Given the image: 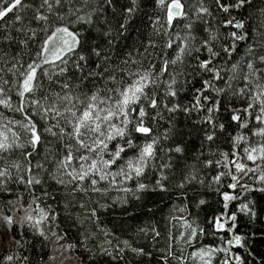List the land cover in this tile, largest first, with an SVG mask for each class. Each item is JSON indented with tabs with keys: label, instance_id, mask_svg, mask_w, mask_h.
I'll use <instances>...</instances> for the list:
<instances>
[{
	"label": "trees",
	"instance_id": "trees-1",
	"mask_svg": "<svg viewBox=\"0 0 264 264\" xmlns=\"http://www.w3.org/2000/svg\"><path fill=\"white\" fill-rule=\"evenodd\" d=\"M40 2L41 0H22V6L0 20V38H10L0 43V48H4L7 53L0 61V67L6 69L17 63V60L26 63L34 58V53L44 36L42 28L45 22L33 19ZM227 2L231 4L234 0ZM189 4L194 7L190 9ZM6 6L7 0H0V9ZM201 6L207 7L209 14H199ZM76 8L81 11L72 15L71 10ZM128 8L133 10L128 12ZM40 11L49 16L47 23L53 27L67 25L71 31L80 33L81 45L77 52L85 57V60L79 61L81 68L77 69L72 61L78 57L73 54L68 71L53 76L51 81L46 79L45 87L59 91L60 88L55 83L58 80L61 83L67 82L75 92L90 93L99 89L103 95L104 89L119 86L107 79L110 75L120 81L122 76L127 78V73L134 72L141 66L148 67L149 62L155 65L153 72L159 76L158 107L150 109L149 116L145 118L146 125L152 127V136L156 140L155 156L149 161V170L140 180L154 185L158 178L166 177L162 183L167 191L157 189L134 194L113 189L104 195L92 191L86 194L80 191L72 192L71 186L65 189L49 178L53 168L44 160L47 155L44 149H37L39 155H36L35 159L28 158L32 173L27 174L24 168L28 161L20 153L31 151V148L25 146L23 149H14L11 154H5V166L10 168L12 177V181L7 183L5 188L12 191H0V260L8 255L13 256L12 261L3 260V264H195L190 259L193 247L180 239L182 232L185 233L186 239V233L190 231L182 226L185 220L192 223L198 231L204 230V234L198 237V242H193L196 248L212 246L229 249L227 253H215L212 264H222L223 260L231 255H239L242 258L240 261H234V264H264V192L253 191V188H264V183L258 180L260 172L249 173L241 181L249 186L246 191L238 186L233 192L228 187L233 183L228 175L222 176L219 183L214 180L220 172L231 171L237 176L241 175L235 172L232 160L245 163L250 168L256 167L251 161L243 158L245 154L242 149L249 146L250 142L238 141V136L243 134L250 137L251 141L255 142L252 146L264 143V137L252 136L249 131L252 129L254 132L264 126L253 119L255 115L260 114L257 109L249 110V114L239 112L242 120L247 115L248 128H241L231 119L234 110L247 107V97L242 96L239 90L246 83L249 87H254L258 77H251L246 82L244 76L248 74L247 61H240L236 55L228 59L222 52V49L232 44L230 33L233 31L239 34L251 28L249 35L256 36L258 26L264 23V0H248L245 6L230 8L227 13L216 6L215 0H203V5L200 0H188L185 4L186 16L174 21L172 25H168L166 12L158 6L157 0H111L110 4L105 0H88L87 4L81 0H62L60 5H53L52 13L46 11V6ZM17 15L20 20L15 19ZM89 15L90 23L85 22ZM58 16H63L64 19L59 20ZM77 16H84L85 21H77ZM233 17L234 23L243 20L245 28L226 26V20ZM187 24H191V28H186ZM33 31L36 33L35 37L31 35ZM174 34L180 37H195L190 42L191 55L185 54L182 65L179 62L177 65L170 64L168 72L160 73L163 61L174 58L172 50L166 47L169 37ZM212 36H215V39H211ZM204 39H211L210 46L213 50L221 52L216 66H223L224 69L221 72L224 79L216 81L215 87L204 93L210 100L220 101L219 106H213L212 112L192 107L197 95L195 90L202 87V81L212 78L211 73L197 66V57L202 61L208 56L201 47ZM20 41L26 43L21 44ZM150 41L155 47L149 46ZM246 47V42L238 43L237 52L243 55ZM197 48L200 49L199 52L196 51ZM96 52H99V56ZM255 52L264 54V50L259 48H255ZM12 56H15L16 60H11ZM226 59L228 63L224 64ZM233 62L239 64L235 73L230 71ZM257 67L264 69V64L257 63ZM178 69L183 75H176ZM100 72H103L102 77L98 75ZM89 73L92 75H88ZM2 75L4 79L11 81L17 79V76L7 71ZM82 76L86 78L81 79ZM171 76H176L177 80L174 85L178 90L176 97L166 94L165 81H170ZM231 76L235 78L229 80L228 77ZM215 88H223L224 91L217 93ZM12 102H17L14 92ZM176 104L181 107L170 111ZM201 104L209 106L210 101L201 99ZM185 107L190 111H184ZM0 111H3L5 116L21 118L19 113L13 114L7 109ZM207 117L212 118V124L206 122ZM221 124L224 125L223 129L219 127ZM213 131L215 138L208 141L206 134ZM133 139L139 143L148 140L142 134L136 133L133 134ZM22 142L23 138L18 141ZM111 146L110 143L109 147ZM176 147H180L182 151L176 152ZM224 153L229 154L227 160ZM208 161L213 163L209 165ZM38 162L43 164L47 171L35 168ZM12 163L19 164L20 168H11ZM256 164L264 171V161L257 160ZM32 174L41 179V184L33 185L31 192L27 191L23 184L15 182L18 175H25L27 178V175ZM123 186L135 188L134 182ZM42 188L47 190L49 195L45 196ZM225 192L239 197L236 201L228 202L227 209L223 200ZM36 196L39 197L36 203L40 207L55 213V219L50 217L39 226L43 228L47 239L39 236L27 223L19 228L22 236H16V221L24 215L21 205L27 207ZM201 200L204 201L203 204L200 203ZM243 203H247L255 215L240 212L238 209ZM32 206L36 207V204ZM92 209H96L97 218L91 216ZM233 212L237 215L233 231H217L214 227L215 219ZM6 215L13 216L12 226L4 223L2 217ZM228 227H231V223L226 225V228ZM53 232L57 235H53ZM155 232H159V236H156ZM236 234L241 235L243 246L226 245V241ZM11 236H16L20 244L12 241ZM57 236H64V239L57 240ZM125 240L131 247L142 248L144 253L132 252L131 248L124 245ZM67 244H73L75 247L65 251L61 245ZM104 249H107V252ZM17 256L20 257L19 260L16 259ZM52 256L56 259H49ZM25 257L27 259H24ZM179 257L184 259H178Z\"/></svg>",
	"mask_w": 264,
	"mask_h": 264
},
{
	"label": "snow or ice",
	"instance_id": "snow-or-ice-1",
	"mask_svg": "<svg viewBox=\"0 0 264 264\" xmlns=\"http://www.w3.org/2000/svg\"><path fill=\"white\" fill-rule=\"evenodd\" d=\"M81 2L87 4L88 0H81ZM105 2L110 4L111 0H105ZM187 2L188 0H157L158 6L166 12L168 25H172L174 21L186 16L185 4ZM61 3L62 0H41L35 10L36 14L33 19L35 21H44L45 26L42 28L44 36L34 53V58L26 63H20L17 60V63L6 69L0 67V109H7L13 114L19 113L21 117L16 119L14 116H5L4 112L0 111V191H12L10 188H5V185L12 181L10 168L5 166L7 162L5 154H11L14 149H23L25 146L31 148V151L20 153L28 161L27 166L24 168L25 174L32 173V166L28 158L35 159L36 155H39L37 149H44L47 152L44 160L50 163L53 168L49 173V178L65 189L71 186L72 192L80 191L86 194L92 191L104 195L113 189L133 192L134 194L135 192L156 191L157 189L167 191V188L162 183V180L166 179V177L158 178L154 185L146 184L140 180L146 171L149 170V161L155 156L156 140L152 136L153 129L150 125H146L145 122V118L149 116V110L158 107L157 90L159 88V76L153 72L154 64L149 62L148 67L144 68L141 66L140 69L127 73V78L122 76L120 81H117L114 75H110L107 79L119 86L104 89L103 95H101L99 89L90 93L75 92L70 89L67 82L61 83L58 80L55 83L59 86V91L55 88L45 87L44 82L46 79L51 81L53 76L68 71V64L72 60L73 54L78 57L77 60L72 61L73 66L77 69L81 68L79 61L85 60V57L77 52V48L81 45L80 33L71 31L67 25L53 27L47 23L49 16L40 11L46 6V11L52 13L53 5H60ZM200 3L203 5V0H200ZM247 3L248 0H234L231 4L227 0H224V2L215 0L216 6L225 13L230 8H240ZM20 6H22V0H7V6L0 9V20H3L9 13H12L14 9H18ZM193 7L194 5L189 4L190 9ZM132 10V8L127 9L128 12ZM79 11L81 9L76 8L71 10V14L75 15ZM199 14H209V9L201 6ZM15 19L20 20L21 18L17 15ZM57 19L63 20L64 17L58 16ZM77 21H85V17L77 16ZM85 22H91L90 15ZM225 23L226 26L231 25L237 29L245 28V22L240 20L234 23V17L227 19ZM191 26V24L185 25L186 28H191ZM250 30L251 28L239 34L235 31L231 32L232 44L228 48L222 49L224 56L228 59L236 55L240 61H247L248 74L244 76L246 82L251 77H258L254 87H249L248 83H246L239 90L242 96L247 97V107L234 110L231 119L237 122L241 128H248V120L247 115L242 120L239 112L242 111L245 114H249L251 109H257L260 113L253 117L254 121L264 125V69L257 67V63L264 64V54L255 52V48L264 50V23L258 26L256 36H250ZM31 35L35 37L36 33L33 31ZM7 39L10 38H0V43ZM194 39L195 37L191 35L180 37L174 34L169 37L166 47L172 50L174 58L163 61L159 70L160 73L168 72L170 64L177 65L179 62L182 65L185 54L191 55L190 42ZM211 39H215V36H212ZM211 39H204L201 43V47L208 53L207 58L202 61L198 57L196 59L198 68L211 73L212 78L202 81V87L195 90L197 95H195V102L192 105L193 108H199L207 112H212L214 110L213 106H219L220 101L210 100V97L204 93L214 88L216 81L224 79L221 76V72L224 70L223 66H216L221 52L213 50V47L210 46ZM240 42L247 43L243 55L237 52V45ZM20 43L25 44L26 41H20ZM149 46L155 47L151 41ZM145 51L147 52V48ZM196 51L199 52L200 49L197 48ZM5 55L7 53L4 48H0V61L4 59ZM96 55L99 56V52H96ZM10 59L16 60V57L12 56ZM223 63L227 64L228 60H224ZM17 64H19V67H17ZM238 67L239 64L233 62L230 71L235 73ZM106 70L107 68L104 69V71ZM5 71L17 76V79L15 81L4 79L2 74ZM88 75H92V73ZM98 75L102 77L103 72L98 73ZM176 75H183V72L178 69ZM85 78V76L81 77V79ZM234 78V76L228 77L229 80ZM176 83V76H171L170 81H165L166 94L168 96H177L178 90L174 88ZM228 86L230 87V85ZM215 91L220 93L224 89L215 88ZM13 92L17 96L15 104L12 102ZM201 99L210 101L209 106L201 104ZM180 107L181 105L176 104L170 111H175ZM183 110L190 111L187 107ZM206 122L212 124V118L207 117ZM219 127L223 129L224 125L221 124ZM249 131L252 132V136L264 137V126L259 127L254 132L252 129H249ZM134 133L142 134L148 140L144 143H139L133 139ZM21 138H23V142L18 143ZM214 138V131L206 134L208 141H212ZM236 139L250 142L249 146L242 149L245 154L243 158L251 161L256 167L250 168L245 163H238L236 160H232L231 163L234 166V170L236 173H240V176L230 171L228 173L220 172L214 177V180L219 183L222 176H230L233 183L229 184L228 187L233 192L238 186L241 190H248L249 186L241 183V181L249 173L260 172L258 180L264 183V171H261L260 165L256 164L257 160L264 161V143L252 146L255 142L243 134ZM113 141L115 143H112ZM110 143L112 144L111 148L109 147ZM46 145L48 147H45ZM175 151L181 152L182 149L176 147ZM223 155L227 160L229 154L224 153ZM105 156H107V159H105ZM212 163V161H208L209 165ZM217 163L220 162L217 161ZM11 168L19 169L20 165L12 163ZM35 168L47 171L44 169V165L39 162L35 165ZM15 182L23 184L25 189L31 192L33 191V185L41 184V179L36 174L27 175V178H25V175H18ZM128 182H134L135 188L123 186ZM101 184L104 186L100 187L99 185ZM41 191L44 192L45 196L49 195L47 190L42 188ZM253 191L264 192V188H253ZM136 198L139 199V197ZM38 199L39 197L36 196L27 207L21 205L24 215L16 221L18 228L16 236H22L19 228L27 223L38 232L39 236L47 239L43 228L39 226L48 221L50 217L55 219V213L40 207L36 203ZM238 199L237 195L228 192L223 193L225 209L229 206L228 202ZM200 203L203 204L204 201L201 200ZM32 204H36V207H33ZM238 210L242 213L255 215V212L247 203L241 204ZM33 213H36V215H33ZM91 216L97 218L96 209L91 210ZM2 219L7 226H12L14 223L12 215L3 216ZM236 220L237 215L235 212L224 214L215 219L214 227L217 231L226 230L232 232L236 227ZM229 223H231V227L226 228ZM182 226L190 230L186 233V239L183 232L180 235V239L193 247L190 259L195 264H212L215 253H227L229 251L227 247L201 246L196 248L193 242H198V237L204 234V230L199 229L198 231L187 220L184 221ZM140 231H144V229H140ZM105 234L107 235V233ZM53 235L57 234L53 232ZM155 235L159 236V232H155ZM16 236H11V240L19 245L20 240ZM63 239L64 236H57V240ZM123 243L126 247L131 248L132 252L144 253L142 248L131 247L127 240ZM226 245L243 246L241 235H234L226 241ZM74 247L75 245L73 244L61 245V248H64L65 251ZM104 251L107 252V249H104ZM16 259L19 260L20 257L17 256ZM24 259L27 258L25 257ZM49 259L54 260L56 257L52 256ZM178 259L183 260L184 258L179 257ZM241 259L239 255H231L224 259L222 264H234V261H240ZM3 260L12 261L13 256L8 255ZM3 260H0V264H3Z\"/></svg>",
	"mask_w": 264,
	"mask_h": 264
},
{
	"label": "water",
	"instance_id": "water-1",
	"mask_svg": "<svg viewBox=\"0 0 264 264\" xmlns=\"http://www.w3.org/2000/svg\"><path fill=\"white\" fill-rule=\"evenodd\" d=\"M232 247H236V246H232Z\"/></svg>",
	"mask_w": 264,
	"mask_h": 264
}]
</instances>
